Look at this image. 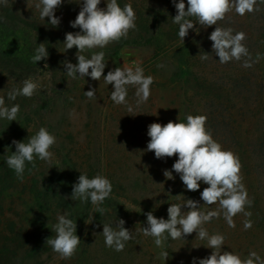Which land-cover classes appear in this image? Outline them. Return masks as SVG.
<instances>
[{"label":"rangeland","instance_id":"obj_1","mask_svg":"<svg viewBox=\"0 0 264 264\" xmlns=\"http://www.w3.org/2000/svg\"><path fill=\"white\" fill-rule=\"evenodd\" d=\"M74 1L78 4L79 13L83 0ZM66 10L65 7L56 14L60 19L59 26H52L48 17L44 20L41 17L21 18L12 27L6 25L0 33V56L3 59L0 61V97H4L8 107L15 104L20 106L17 121L0 118V264H78L84 260L85 235L91 224L87 223V219L90 215L94 218L96 212H93L95 206L90 199L82 203L71 198L73 185L78 182L80 174H86L90 179L97 174L109 177L111 156L108 148L114 141L111 131L119 136L121 129H129V134L137 129L147 132L151 123H186V116L191 114L192 95L202 90V87L211 93L213 86L210 82H194V75L191 78L187 75L174 79L180 65L184 66V70H197L208 78L216 72H222L220 67L224 70L238 66L235 60L221 64L219 57L211 54L214 51L208 54L209 58L205 61L194 59L196 54L186 51L187 36L182 42L170 33L172 29L169 25L174 26L172 18L177 11L173 16L154 14L149 24V32L150 37L154 36L162 48L159 56L155 55L152 46L121 45L120 42H112L103 49L96 48L82 53L90 58L93 52L103 51L106 63L104 75L115 67L134 69L136 65H140L144 69V75L154 79L150 86V99L144 105L151 111L149 120L146 122L143 117V124H117L110 129L107 115L113 109L110 100L113 85H107L103 78L96 81L90 76L84 79L67 77L63 58L48 51L46 59L38 61L37 64L32 62L31 58L39 44L51 41L54 37L65 40L66 33L80 31L78 27H71L74 18L65 13ZM65 26H68L66 31L63 30ZM3 50L9 54L18 52L27 56L28 59L24 61V65L28 67L25 77L18 80L12 78L7 67L8 62L3 58ZM70 63H78L76 56ZM193 64L195 69H192ZM252 68V76L257 77L258 63H253ZM29 78L41 84L34 95L31 98L17 96L14 101L9 100L8 92L22 87L23 81ZM91 89H96V99L90 100L84 95V92ZM245 93L242 97L245 96L247 100ZM248 95L254 100L257 91L252 90ZM139 111L144 116L147 114L141 110V106ZM40 127H45L56 137V143L50 149L54 154L52 163L36 158L33 167L26 162L24 178L21 181L6 164V157L16 151L13 140L27 143L28 138ZM170 158L175 162L178 155ZM56 197L61 198L70 208L73 221L77 225L76 235L81 240L75 255L70 259H61L46 244L48 238L56 236L54 225L58 223L60 216L53 209ZM174 198V187L156 204L135 202L115 190L100 207L120 212L126 220L148 227L146 213L151 211L156 218L168 219L167 208L174 203ZM146 237L154 264H167L168 258L164 261L160 257L161 251L167 252V240L161 249L155 245L154 237Z\"/></svg>","mask_w":264,"mask_h":264},{"label":"trees","instance_id":"obj_2","mask_svg":"<svg viewBox=\"0 0 264 264\" xmlns=\"http://www.w3.org/2000/svg\"><path fill=\"white\" fill-rule=\"evenodd\" d=\"M39 1L8 0L7 6L0 3V33L6 25L9 24V27H12L21 18H39L40 9L36 8ZM106 2L108 0H101L98 7L106 8ZM117 2L121 7L130 3L137 17L136 28L129 31L127 39L121 38L120 44L149 45L154 47L155 55L159 56L162 48L154 36L150 37L149 24L154 14L173 16L176 12L173 0H117ZM184 2L187 8V0ZM65 7L67 8L65 13L73 17L72 21H74L78 15V4L76 5L74 0H63L61 6L55 10V15ZM257 7L259 11L246 13L244 16L238 15L233 9L226 14L224 20L218 21L216 25V27L232 28L233 34L241 31L246 33L247 38L242 43L248 48L252 60L256 61L257 54L260 56L257 62V77L252 76V67L242 66L244 58L241 61L235 60L238 66L224 70L220 67L222 72H216L209 78L199 74L197 70L191 72L186 68L184 70L183 65H180L179 71L174 74V79L187 75L191 78L194 75L192 77L194 82L201 83L202 81L212 84L211 93L202 87V90L192 95L191 115H206V129L211 131L213 139L220 143L224 150H230L236 154L242 164V183L247 189L249 199L253 201L251 206H245V212L251 215L237 214L233 218L235 227L232 228L226 223L223 211H221L219 218H213L211 222L202 225L210 235L220 233L225 236L221 251H232L240 255L242 259L247 258L253 251L264 258V4L257 0ZM190 19L195 22V18ZM67 27L65 26L63 30L66 31ZM169 27L172 29L170 33H173L174 38L179 40V26L174 23V26L169 25ZM214 30L215 26L205 28L198 23L194 29L189 30L186 51L192 55L196 54L194 59L198 60L204 52L209 54L212 51V41L208 40L207 36ZM64 41L60 37H54L51 41H46L45 46L47 51L56 57H62L68 62L73 61L78 50L73 47L66 51ZM211 54L215 55V52ZM3 55L8 62L7 67L12 73V78L18 80L25 77L28 67L24 65V61L28 59L27 56L18 52L9 54L6 51ZM1 60L3 61L0 56ZM4 69H6L5 66ZM192 69H195V64L192 65ZM127 87V104L117 105L110 99L113 108L112 112L107 115L110 129L117 124L121 126L143 124V117L146 122L150 118L149 107H145V103L139 106L136 104L135 87ZM252 90L257 91L254 100L248 95V92ZM243 93L247 94V100L245 96L242 97ZM129 106L133 108L132 112H128ZM140 106L142 111L147 112L145 116L139 111ZM239 118H244V120H239ZM129 131V129L125 131L121 129L119 136L111 131V138L114 141L108 148L111 156L109 161L111 171L108 179L113 186L112 193L116 190L125 198H130L135 202L156 204L160 203L174 187L175 204L182 205L185 200L192 199L199 202L201 210L219 209L218 203L211 206L204 205L200 197V193L208 185L201 181L198 191H188L179 174L172 171V165L175 163L172 158L157 159L154 152L146 151L150 140L146 130L137 129L132 134H129ZM165 170L172 171L173 179L164 176ZM54 207L56 215L66 214L68 216L66 218L73 220L70 208L61 198L56 197ZM104 209L103 214L96 212L90 224L85 235L86 250L83 251L85 259L78 264H154L153 256L148 249L147 237L142 232V228H146V225L142 226L139 223L128 221L122 217L120 212L110 208ZM188 210L186 206L182 207V212ZM119 219L125 221L124 227L131 232L133 238L125 242L123 251L117 252L105 245L102 232L103 224H109L115 228ZM246 220L252 222V227L247 230L244 228ZM211 252L212 249L207 248V240L199 239L195 232L184 236L183 239L173 240L170 236L167 238V264H194V261L195 264H199V260L208 257Z\"/></svg>","mask_w":264,"mask_h":264},{"label":"clouds","instance_id":"obj_3","mask_svg":"<svg viewBox=\"0 0 264 264\" xmlns=\"http://www.w3.org/2000/svg\"><path fill=\"white\" fill-rule=\"evenodd\" d=\"M264 4V0H259ZM7 6L8 0H0ZM63 0H40L36 8L40 9V17L44 20L49 18L52 26H59L60 19L56 17L55 10L61 6ZM101 0H83L81 10L71 27L79 28V32H68L65 35L64 45L67 50L75 47L78 51L76 59L78 63L72 64L64 61L67 69L66 76L72 79H84L90 76L92 80L100 81L101 78L107 85L111 84L114 90L110 99L117 105L127 104L128 87H135L136 104L139 106L146 103L151 95L150 86L154 83L152 76H145L144 69L140 65L131 67H115L104 75L106 68L105 53L103 51L93 52L90 58L78 54L96 48L103 49L112 42H119L121 38L127 39L130 30L136 28V13L130 3L121 7L117 0H108L106 8H100ZM177 14L173 23L179 26L178 36L181 41L188 35L190 29L195 25L207 28L215 26L208 39L212 41V51L219 57L221 64L232 60L241 61L243 67L250 68L253 63L260 59L257 54L256 61L252 57L243 41L246 33L235 32L232 28L216 27L217 22L224 20L226 14L234 11L244 16L246 13L259 11L257 0H187V8L184 0H173ZM195 18V22L193 19ZM199 30L197 29V32ZM48 57L45 43H41L32 56V62ZM209 58L208 53L200 56L202 61ZM91 70V71H89ZM41 84L29 78L23 81V86L13 88L8 92V99L15 100L17 96L31 98ZM96 89L84 92L90 100L96 99ZM20 106L15 104L6 106L4 97H0V118L9 121H17ZM133 108L128 107V112ZM206 115H187L185 122L169 121L166 124L151 123L148 125L147 135L150 137L146 151L154 152L155 158H170L178 155V159L172 165V171L179 174L181 181L188 191H198L200 182L208 185L200 193L204 205L219 204L216 210H201L198 201L187 199L181 204L171 203L167 208L168 219L156 218L150 211L146 213L148 227L142 228L145 236L154 237L155 245L161 249L164 242L170 236L173 240L183 239L184 236L193 232L199 239L207 240V248L212 249L211 255L200 259L199 264H264L256 252H250L247 258L242 259L240 255L232 251H221L224 246L225 236L220 233L209 234L202 225L211 222L213 218H219L221 211L229 227L234 228V217L239 213L250 216L245 212V206H251L253 201L249 199L247 189L242 183V164L239 157L230 150H224L222 145L213 139L211 131L206 129ZM16 151L6 157V164L14 170L17 178L23 180L26 162L35 167V159L51 164L53 152L50 151L56 143V137L45 127L28 138L27 143L13 140ZM172 171L165 170L164 176L173 179ZM113 186L111 181L100 174L89 178L86 174H80L78 182L73 185L71 198L80 200L82 203L89 199L95 206L93 212L103 214L105 209L100 207L103 202L111 196ZM179 196V195H177ZM176 197V196H175ZM188 211L182 212V207ZM92 215L87 223L92 222ZM125 221L119 219L116 227L103 224L102 235L105 245L120 252L125 248V242L133 237L131 232L124 227ZM252 227V222H244L245 230ZM77 225L72 219L65 215L58 217V223L54 225L56 236L46 240V244L59 254L61 259L73 257L81 243L76 235ZM160 257L165 261L168 258L166 251L160 252ZM195 264V261H194Z\"/></svg>","mask_w":264,"mask_h":264}]
</instances>
